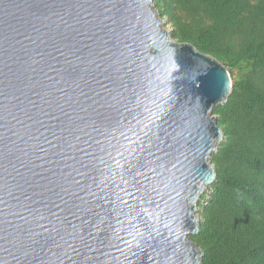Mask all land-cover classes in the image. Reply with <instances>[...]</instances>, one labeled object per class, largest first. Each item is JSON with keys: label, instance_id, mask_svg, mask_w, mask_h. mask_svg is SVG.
<instances>
[{"label": "water", "instance_id": "95a60500", "mask_svg": "<svg viewBox=\"0 0 264 264\" xmlns=\"http://www.w3.org/2000/svg\"><path fill=\"white\" fill-rule=\"evenodd\" d=\"M153 0H0V264H202L227 69Z\"/></svg>", "mask_w": 264, "mask_h": 264}, {"label": "trees", "instance_id": "16d2710c", "mask_svg": "<svg viewBox=\"0 0 264 264\" xmlns=\"http://www.w3.org/2000/svg\"><path fill=\"white\" fill-rule=\"evenodd\" d=\"M178 43L220 62L231 93L213 116L222 133L215 178L190 237L202 264H264V0H153Z\"/></svg>", "mask_w": 264, "mask_h": 264}, {"label": "rangeland", "instance_id": "374dc122", "mask_svg": "<svg viewBox=\"0 0 264 264\" xmlns=\"http://www.w3.org/2000/svg\"><path fill=\"white\" fill-rule=\"evenodd\" d=\"M164 23H165V28L168 30V31H170L171 30V27H170V25L169 24H167L166 23V21L164 20ZM199 217V216H198Z\"/></svg>", "mask_w": 264, "mask_h": 264}]
</instances>
